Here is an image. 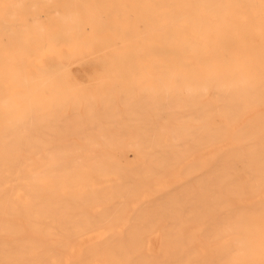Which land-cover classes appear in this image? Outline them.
Segmentation results:
<instances>
[{"label":"bare ground","instance_id":"1","mask_svg":"<svg viewBox=\"0 0 264 264\" xmlns=\"http://www.w3.org/2000/svg\"><path fill=\"white\" fill-rule=\"evenodd\" d=\"M180 1L186 13L161 17V43L178 54L165 50L160 59L163 111L173 109L176 117L163 130L159 157L143 159L140 172L129 171L127 162L107 158L108 162L94 157L19 158L28 172L26 178L23 174L18 178L21 183L26 179L21 187L40 188L45 200L38 204L45 205L49 215L58 214L49 216L48 222L59 233L47 231L45 264H264V4L257 0ZM175 23L191 26L190 41L171 30ZM236 23L239 32L229 36L236 45L230 49L219 44L222 32ZM193 53L197 59L187 63L178 59ZM187 141L190 146H183ZM5 162L9 167L17 165L16 158H5ZM110 175L115 183L104 180ZM13 178L15 170L3 173L0 169V186ZM137 179L136 187L163 200L149 208L133 207L136 212L129 219L126 205L120 202L114 207L112 201L128 196ZM169 185L174 196L166 190ZM120 187L126 194H94L101 189L116 192ZM110 209L120 214L107 212ZM116 234L131 236H110Z\"/></svg>","mask_w":264,"mask_h":264},{"label":"rangeland","instance_id":"2","mask_svg":"<svg viewBox=\"0 0 264 264\" xmlns=\"http://www.w3.org/2000/svg\"><path fill=\"white\" fill-rule=\"evenodd\" d=\"M256 2L264 4V0ZM0 8V169L3 173L15 170L17 178L0 186V264H45L47 231L51 228L59 233L48 222L49 216L57 218L58 214L49 215L45 205L38 204L45 200L40 188L25 192L21 187L26 179L21 183L18 178L22 174L26 178L28 172L19 158L94 157L105 162H127L129 171L140 172L143 159L159 157L163 130L176 117L173 109L163 111L164 70L160 59L165 50L178 54L174 47L161 43V17L173 12L184 14L187 8L180 0H0ZM238 25L222 32L218 43L233 48L236 41L229 36L239 32ZM172 26L173 32L190 41V25ZM196 54L178 59L187 63ZM146 100L154 102L146 104ZM106 118H110L108 122ZM6 143L10 145L5 147ZM190 144L187 141L183 146ZM92 149L98 150L90 155ZM5 158H16L17 165L7 166ZM111 176L104 180L115 183ZM139 182L135 181L128 196L112 201L114 207L120 202L126 205L129 219L136 212L133 207L149 208L163 200H155L158 194H145V189L136 187ZM172 189L169 185L166 190L174 196ZM123 190L117 188L116 193L101 189L94 194L114 197L126 194ZM94 203L99 205L101 201L96 199ZM107 212L120 214L115 209ZM117 235L131 236H110Z\"/></svg>","mask_w":264,"mask_h":264}]
</instances>
